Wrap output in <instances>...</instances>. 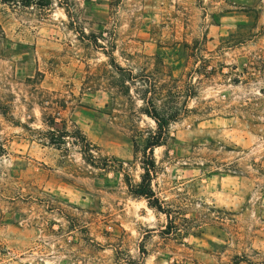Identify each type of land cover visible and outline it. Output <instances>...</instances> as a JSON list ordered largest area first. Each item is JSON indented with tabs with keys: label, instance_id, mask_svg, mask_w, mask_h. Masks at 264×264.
I'll return each instance as SVG.
<instances>
[{
	"label": "rangeland",
	"instance_id": "obj_1",
	"mask_svg": "<svg viewBox=\"0 0 264 264\" xmlns=\"http://www.w3.org/2000/svg\"><path fill=\"white\" fill-rule=\"evenodd\" d=\"M0 264H264V0H0Z\"/></svg>",
	"mask_w": 264,
	"mask_h": 264
},
{
	"label": "trees",
	"instance_id": "obj_2",
	"mask_svg": "<svg viewBox=\"0 0 264 264\" xmlns=\"http://www.w3.org/2000/svg\"><path fill=\"white\" fill-rule=\"evenodd\" d=\"M95 40V39H94ZM114 67L119 71V77L122 83L129 81L134 82L135 79L131 75H124L121 73L122 68L114 64ZM133 84V83H132ZM150 83H148V88L140 89L136 91L138 98L141 100L143 106L140 108L141 112L150 117L154 121V127L147 129V134L142 137V148L140 150L142 155V173L140 174V180L131 184L126 179L128 183L130 193L135 197H143L146 199L147 205L154 208L157 211L165 213L168 218V223L165 229H162L161 233L168 234L169 226L171 220L169 218V211L162 207L157 197L154 196V192L150 185V173L155 168V162L152 159V149L155 146L165 144L167 141L168 128L171 122L176 121L183 110H187L186 101L183 104L177 105L176 103L166 106L165 104H157L153 99V93L149 89ZM148 94H151L148 96ZM195 95L194 93H189L188 97Z\"/></svg>",
	"mask_w": 264,
	"mask_h": 264
}]
</instances>
